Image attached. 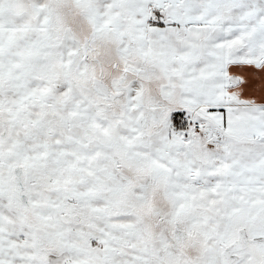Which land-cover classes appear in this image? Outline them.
I'll return each mask as SVG.
<instances>
[{
	"label": "snow or ice",
	"instance_id": "obj_1",
	"mask_svg": "<svg viewBox=\"0 0 264 264\" xmlns=\"http://www.w3.org/2000/svg\"><path fill=\"white\" fill-rule=\"evenodd\" d=\"M0 264H264V0H0Z\"/></svg>",
	"mask_w": 264,
	"mask_h": 264
}]
</instances>
